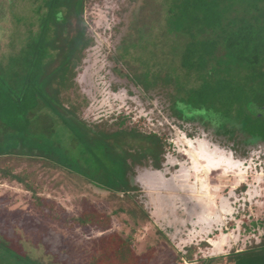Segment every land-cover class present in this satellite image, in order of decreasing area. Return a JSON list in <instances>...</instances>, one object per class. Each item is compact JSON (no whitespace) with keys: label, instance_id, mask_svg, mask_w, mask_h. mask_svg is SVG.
I'll return each instance as SVG.
<instances>
[{"label":"rangeland","instance_id":"rangeland-1","mask_svg":"<svg viewBox=\"0 0 264 264\" xmlns=\"http://www.w3.org/2000/svg\"><path fill=\"white\" fill-rule=\"evenodd\" d=\"M151 5L85 0L92 39L70 97L86 100L79 116L96 131L137 130L166 141L161 170L140 157L131 166L138 189L124 195L41 163L0 161L1 241L56 264H89L95 255L94 264H232V252L263 244L264 145H244L250 153L236 157L211 142L229 143L226 134L215 137L192 122L189 139L166 111L171 92L137 84L148 60L140 32L161 33ZM46 11L42 0H0V63L20 54ZM127 250L130 261L122 263Z\"/></svg>","mask_w":264,"mask_h":264},{"label":"trees","instance_id":"trees-1","mask_svg":"<svg viewBox=\"0 0 264 264\" xmlns=\"http://www.w3.org/2000/svg\"><path fill=\"white\" fill-rule=\"evenodd\" d=\"M42 1L47 11L39 32L29 34L18 56L0 63V161L6 166L41 163L112 193L136 191L131 166L150 157L154 167L162 168L166 141L137 130L96 131L80 118L86 100L80 102L70 92L92 39L83 18L85 0ZM149 1L161 33L149 30L146 37L140 32L139 48L148 60L143 79L135 77L137 84L161 88L163 95L171 92L166 93V111L189 139L196 133L189 134L185 125L192 122L217 132L215 137L226 134L229 143L224 138L211 142L236 157L248 156L244 145L263 146L264 0ZM10 177L25 183V178ZM79 221L86 223L88 217ZM262 243L232 252L228 260L264 264V239ZM129 253L121 256L122 263L130 261ZM0 264L56 263L0 240Z\"/></svg>","mask_w":264,"mask_h":264}]
</instances>
